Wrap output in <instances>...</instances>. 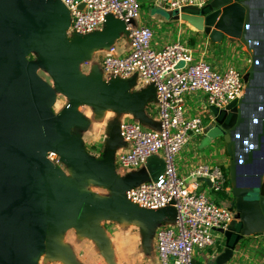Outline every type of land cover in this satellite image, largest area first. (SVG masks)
I'll return each mask as SVG.
<instances>
[{"label":"water","instance_id":"1","mask_svg":"<svg viewBox=\"0 0 264 264\" xmlns=\"http://www.w3.org/2000/svg\"><path fill=\"white\" fill-rule=\"evenodd\" d=\"M167 15L189 22L215 43L224 37L239 41L250 57L242 96L224 109L211 107L209 131L223 141L229 157L233 201L228 208L234 211L227 228L217 229L225 247L216 262L223 264L244 237L264 235V0H209L200 8L186 6ZM0 20L7 21L0 45L11 60L21 102L15 139L0 122V152L15 186L11 194L0 167V264H37L43 252L65 260L60 234L73 225L94 235L98 222L107 217L149 224L171 218V206L137 208L119 196L147 178L146 171L125 179L116 176L112 155L122 142L119 125H111L101 160L85 155L67 130L83 103L140 112L152 96V86L132 92L135 77L104 83L79 73L89 54L113 45L125 31L123 22L109 18L102 31L68 41L69 13L58 0H0ZM42 71L51 82L39 76ZM58 94L69 103L55 113ZM49 152L78 179L104 183L115 195H87L49 161Z\"/></svg>","mask_w":264,"mask_h":264},{"label":"built area","instance_id":"2","mask_svg":"<svg viewBox=\"0 0 264 264\" xmlns=\"http://www.w3.org/2000/svg\"><path fill=\"white\" fill-rule=\"evenodd\" d=\"M69 13L66 30L68 41L102 31L109 18L125 26L129 50L118 54L114 45L104 49L102 78L104 83L135 77L145 88L153 87L158 126L146 128L137 121L119 125V135L126 150L118 155L122 169H139L157 152L163 153V168L154 177L137 182L119 196L137 208L175 211L170 225H162L156 234L159 264H193L195 249L215 244V231L226 229L234 211L205 193L231 195L224 168L219 164H199L181 177L175 169V158L194 135L204 132L200 117L183 115V97L200 91L207 107L224 109L243 94L245 70L228 67L216 70L207 61H194L190 49L181 42H172L155 49L151 45L152 30L135 25L140 0H58ZM168 11L186 6L202 7L209 0H150ZM47 158L58 166L59 157L49 152ZM201 178H207L206 185Z\"/></svg>","mask_w":264,"mask_h":264},{"label":"crops","instance_id":"3","mask_svg":"<svg viewBox=\"0 0 264 264\" xmlns=\"http://www.w3.org/2000/svg\"><path fill=\"white\" fill-rule=\"evenodd\" d=\"M167 11L154 6L150 0H140V12L134 24L151 28L153 32L151 45L153 48L159 49L172 42H181L190 49L194 61H207L216 70L223 71L228 67L245 70L248 67L249 53L239 41H231L224 37L221 43H215L189 22L174 19L173 15L168 16L165 14ZM113 45L120 55L128 52L127 33L122 31ZM104 52L102 49L89 54L85 60L86 62L92 60L91 67L81 69L79 66V73L86 78H102ZM144 88L145 86L141 83L140 87L132 88V92L135 93ZM67 103H69L68 99L58 112L62 111ZM182 109L186 118H201L204 113H208L204 94L200 91L185 94ZM209 115L211 120L209 125L204 126L203 134L191 136L176 155L175 169L181 177H187L189 171L203 163L219 164L222 167L225 166V169L228 167L229 157L222 140L221 142L209 140L203 143L202 138L206 136L209 126L213 122L212 115ZM157 119L156 103L152 97L148 99L140 112L120 109L116 106L105 108L91 103H83L77 110L76 121L69 125L67 130L71 132L72 137L77 141L85 155L101 160L107 148L111 125H120L125 121H137L146 128L156 129L158 126ZM97 120L108 121L107 136H104L100 141H98L97 135H92L90 131L95 129L96 124L99 123ZM102 145H104L103 148ZM125 150V144L121 142L114 148L112 155L115 174L120 179L131 177L141 171H146V179H149L162 170L164 165L163 153L157 152L148 159L144 167L125 170L127 171L126 175H121L117 171L121 168L118 167L117 157ZM94 151L97 152L96 155ZM149 166H151L152 172L148 169ZM69 179L91 197L109 199L115 195V191L104 183L78 179L74 175ZM204 188L205 193L221 205L229 206L233 201L231 195L227 199L224 194L223 197H220L221 195H217L219 193L211 194L207 186ZM172 222V217L167 218L165 223L154 224L125 217H107L98 222L94 235H89L77 225H73L60 234V244L67 252V258L65 260L59 259L43 252L39 256L37 264H159L156 248L157 230L162 225H170ZM214 233L215 244L213 246L194 250L193 264H219L216 260L223 252L225 238L217 230ZM223 264H264V235L244 237L236 245L231 258Z\"/></svg>","mask_w":264,"mask_h":264},{"label":"rangeland","instance_id":"4","mask_svg":"<svg viewBox=\"0 0 264 264\" xmlns=\"http://www.w3.org/2000/svg\"><path fill=\"white\" fill-rule=\"evenodd\" d=\"M161 9H163V8H161ZM165 14H167V13H165ZM6 24H7L6 20H4V21L0 20V30H1V27L6 26ZM91 65H92V60H90L88 62H86V60H83V62L80 64L81 69H83V67L85 69L90 68ZM13 70L14 69L12 68L11 60L9 59V57L7 55V51H6L5 47L0 45V122H2V123L5 122L7 124V129L9 130V134H11L12 140L15 139V135H16L18 128H19L20 104H21L20 99H19V94H18L17 80H16L15 73ZM39 76L43 80H46L47 82H51V78L49 77V75L46 72H44V71L40 72ZM135 86L140 87L141 83L139 81H136ZM65 103H66V98L62 94H58V98H57V101H56L55 106H54L55 112H58V110L63 108L62 106H64ZM209 114H211V108L210 107H208V113H204L201 116L202 123L204 126L209 125L208 123L211 120V117ZM97 121L99 123L96 124L95 129L90 130V131L92 132V135L93 134H94V136L97 135L96 137H97L98 141H100L104 136H107V132H108L107 122L108 121H105V120H103V121L97 120ZM202 140H203V143L208 142L209 140H213V141L219 140L221 142V139H218L216 136H214V134L211 131H209V129L206 133V136H203ZM101 147L103 148L104 145H102ZM94 152L96 155L97 152L96 151H94ZM0 167H1L2 173L4 175L6 184H7L8 188L10 189L11 194H12V192L14 191V187H15L14 186V180L12 181V177L10 176L9 171L5 165L4 156L1 152H0ZM58 167L63 169L64 173L68 177H73V174L71 173L70 168H68V166L65 163H62L61 160H59V162H58ZM120 169L117 171H119L120 174L124 175V176L127 173V171H125V170H129V169H124V170L123 169L120 170ZM211 194H213V193H211ZM217 195H221L220 197H223L222 193H219ZM225 197H227V199H229V195H226ZM220 235H222V234L220 233Z\"/></svg>","mask_w":264,"mask_h":264},{"label":"trees","instance_id":"5","mask_svg":"<svg viewBox=\"0 0 264 264\" xmlns=\"http://www.w3.org/2000/svg\"><path fill=\"white\" fill-rule=\"evenodd\" d=\"M224 171H225V174H226V176H227V181H228V183H229V180H228V174H227V168H226V169L224 168Z\"/></svg>","mask_w":264,"mask_h":264}]
</instances>
